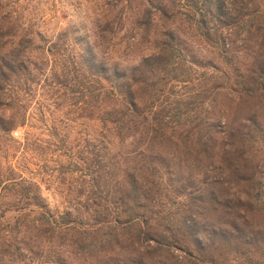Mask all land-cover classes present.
Instances as JSON below:
<instances>
[{"label":"trees","instance_id":"trees-1","mask_svg":"<svg viewBox=\"0 0 264 264\" xmlns=\"http://www.w3.org/2000/svg\"><path fill=\"white\" fill-rule=\"evenodd\" d=\"M89 1L101 38L112 39L137 11L130 45L148 50L137 67L107 70L80 55L85 70L69 54L56 58L70 43L63 32L56 42L44 36V2L0 0V264H121L112 254L126 251L203 264L213 257L200 231L255 243L264 232L241 236L237 220L252 226L261 181L230 158L246 162L256 121L248 116L235 134L210 107L218 92L264 97V0ZM182 22L231 74L208 64L215 71L203 79L213 81L197 84L181 56ZM33 83L52 91L53 105L67 93L81 112L55 117L42 99L31 111ZM78 120L96 121L100 132L74 134ZM36 125L39 134L26 130ZM35 176L56 183L61 209L49 207Z\"/></svg>","mask_w":264,"mask_h":264},{"label":"rangeland","instance_id":"rangeland-1","mask_svg":"<svg viewBox=\"0 0 264 264\" xmlns=\"http://www.w3.org/2000/svg\"><path fill=\"white\" fill-rule=\"evenodd\" d=\"M104 0H100L103 2ZM164 1V0H162ZM44 4L41 5L43 12L41 17L43 18V23H41V29L44 36L49 40L57 41L56 36L58 33H66L68 42L70 43V52L63 51L60 49L55 55L56 58L61 55V53H66L69 56H73L78 61H82L85 66V70L90 69L91 66L85 63L80 55L90 58V60L103 65L107 70L116 68L120 71L128 72L132 68L137 67L143 57L148 53L145 46L133 47L130 44L128 30L132 20L138 16L135 13H129L128 21L121 22L123 25L122 29L117 32L112 39H109L108 34H104L106 38H101L97 36L96 25H94V20L97 19L96 3L89 0H41ZM136 5V3H134ZM40 17V16H39ZM162 22H155V27L159 28ZM177 39L182 48L181 56L188 61L185 64V70L190 72L198 83L210 86L213 80H204L205 72H214L215 69L210 65H214L221 70H227L230 74L232 71L229 67H225L223 62L212 48H210L205 42H203L192 28H188L185 23H177ZM156 28L153 29L156 31ZM179 28L183 29L181 33ZM158 31V30H157ZM66 55V56H67ZM53 58V56H52ZM240 61L242 60L239 57ZM193 60V61H192ZM247 64V61H241ZM59 63V62H58ZM49 64V63H48ZM200 64V65H198ZM201 64H205V67H201ZM210 64V65H208ZM50 65V64H49ZM243 71L244 68L240 66ZM102 74V73H101ZM103 76V75H100ZM48 73V78H50ZM43 78V77H42ZM218 81V80H217ZM222 81V80H221ZM232 81V80H231ZM234 81V80H233ZM42 83V82H41ZM41 83L37 85L32 84V93L29 98H31L30 110L34 111L35 101L37 99H42L48 102L49 110L53 112L56 117H71L80 113V108H75L74 106H69L70 97L67 93H62L64 99H59L60 106L57 104H52L51 98L52 91L48 88L41 89ZM210 116L226 130H230L235 134L245 132L246 128L244 126L248 125L247 117H252L256 124H250L249 122V141L247 142V160L240 161V157L232 155L230 158L231 162L234 159L238 160L236 163L240 166V170L249 171V175H255L256 179L261 181V196L257 199L255 204H253L257 210L256 217L252 219V226L243 225L241 221L237 220L241 231V236L249 237V229L252 228L254 231L264 232V97L256 98L249 96L232 97L223 92H218L214 94V102L210 107ZM70 125L75 133L89 134V136H96L100 132V127L98 123L94 120H78L76 122H70ZM248 127V126H246ZM222 128V129H223ZM30 132L39 134L38 126L32 128H27ZM23 136V129H18L13 132V137L21 140ZM234 148V147H233ZM237 157V158H236ZM242 165H247L246 169L241 168ZM32 166V165H31ZM33 167V166H32ZM223 172L222 174H224ZM216 175V173L214 174ZM225 175V174H224ZM226 176V175H225ZM39 176H35L34 180L39 181ZM40 194L43 196L44 200L48 203L51 209L59 208L61 209V196L58 187H56L55 182H50L47 184L40 182ZM219 189V186H217ZM249 188V192H250ZM233 191V190H231ZM255 192V191H253ZM9 217L14 216V212H9L7 214ZM257 224V225H256ZM244 231V232H243ZM199 235L201 240L206 241L209 249L211 250L213 259H208L203 264H264V236L259 237L255 243L241 245L235 239L229 236L223 237L221 235H214L211 233L212 239H206V234L210 231H200ZM229 239L236 242L229 243ZM212 242H214L212 244ZM191 243L195 245L197 242L191 240ZM65 254V253H64ZM176 254V252H175ZM67 255V254H65ZM115 256L117 261L121 264H160L159 262H164V264L175 263L174 259L169 257L165 259H152L148 255L135 254L126 252H120L119 254H112ZM111 254L105 255L107 259ZM70 258V257H69ZM160 260V261H159ZM79 261L76 260V264ZM182 264H192L191 262ZM194 264V263H193ZM200 264V263H198Z\"/></svg>","mask_w":264,"mask_h":264}]
</instances>
